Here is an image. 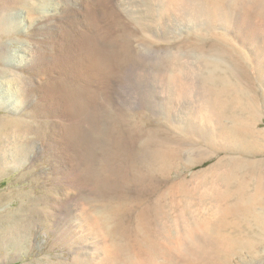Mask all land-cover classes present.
<instances>
[{
    "label": "rangeland",
    "instance_id": "1",
    "mask_svg": "<svg viewBox=\"0 0 264 264\" xmlns=\"http://www.w3.org/2000/svg\"><path fill=\"white\" fill-rule=\"evenodd\" d=\"M168 2L0 0L6 19L4 26L0 25L1 42L8 46L7 53L0 56V68L13 71L20 62L19 55L30 48L37 51L32 70L25 73L33 79L39 94L33 99L34 104L18 115L42 123L47 132L44 139L51 144L50 151L36 162L2 176L0 194L15 190L42 196V189L53 188L55 162L63 159L64 169L73 168L81 179L78 192L72 187L67 190L73 195L64 197L67 205L63 204L66 206H62V211L78 213L82 206L93 208L88 226L90 234L84 233L90 241L117 240L120 226H133L137 213L145 207L152 211V226H160L168 235L175 232L177 225L176 206L179 210L187 209L191 223L196 221L194 216L199 212L194 205L181 192L174 195L172 189L181 182L195 186L194 176L207 170L212 162L188 164L195 154L207 156L208 148L203 143L192 145L194 148L188 145L194 130H198L197 124L191 122L189 111L177 112L163 104L175 103L174 99L180 105L193 102L197 92L192 86L196 84L193 75L179 76L182 80L177 83L184 85V91L178 93L181 85L178 84L172 92L171 67L188 59L195 62L193 57L197 56L189 47L190 38L206 28L207 20L190 8ZM258 8L257 0L241 4V11L251 21L258 20ZM44 25L50 28L46 34L40 27ZM3 86L0 117L15 116L19 95L9 90V81ZM260 110L259 123L264 130V104ZM9 131L5 138L14 134ZM169 146L180 147L184 153L176 159L174 167L161 172L158 168L161 150ZM213 152L208 155H214ZM23 174L26 175L22 177ZM52 193L61 196L55 188ZM195 194V203H201V212H206L211 200L204 188ZM19 203V198L13 197L11 205H7L10 210H17ZM104 215L107 222L98 229L96 220ZM71 220L64 225L66 230L61 228L57 232L55 228L49 231L46 225L38 227L32 242L20 248L25 255L16 259L12 254L0 264H39L44 257H50L51 262L69 258L70 253L63 246L45 248L42 244L49 241L54 245L55 240L64 244L67 238L78 244L82 226L79 221ZM259 247L257 260L247 253L225 256L210 250L201 252L203 255L199 254L198 259L202 264H264V246ZM142 264L155 263L147 259Z\"/></svg>",
    "mask_w": 264,
    "mask_h": 264
},
{
    "label": "bare ground",
    "instance_id": "2",
    "mask_svg": "<svg viewBox=\"0 0 264 264\" xmlns=\"http://www.w3.org/2000/svg\"><path fill=\"white\" fill-rule=\"evenodd\" d=\"M168 1L180 8H190L207 20L206 28L194 34L192 40L190 38L189 47L197 57H193L194 54L189 56L195 58V62L188 59L175 62L171 67L172 92L181 84L177 83L182 80L179 76L193 75L191 77L196 84L192 86L197 91L193 102L180 105L174 99L175 103L163 104L166 109L177 112L189 111L191 122L197 124L195 128L198 129L194 130L195 135L188 142L189 146L194 148L192 145L203 143L208 148L206 154L214 150V155L195 154L187 160L193 166L212 162L207 170L194 176L195 186L181 182L172 189L174 195L181 192L190 205H194L193 208L199 212L198 216H194L196 221L191 223L186 214L187 209L179 210L180 207L176 206L177 225L175 232L168 235L160 226H152V211L145 207L137 213L133 226H120L117 240L109 242L105 238H97L90 241L86 234H90L88 226L93 208L82 206L78 213L62 211L67 205L66 201L63 202L64 197L72 194H68L67 190L72 187L77 191L81 178H77L73 168L65 170L66 162L58 159L59 162H55L57 168L53 171V188L45 186L47 189H42L41 197L32 195V192L19 193L15 190L0 194L1 262L8 260L12 254L16 259L25 255L20 248L32 242L38 227L46 225L49 231L55 228L57 232L71 219L79 221L82 226L78 244L68 238L64 244L60 240H55L54 245L49 241L42 244L45 248L63 246L69 251L70 257L54 262L49 260L50 257H44L37 263L142 264L149 259L155 264H202L198 259L199 254L207 250L225 256L247 253L252 260L258 259L259 246H264V130L259 123L260 109L264 104V0H257V21L247 19L241 11V4L247 0ZM3 9L0 8L1 26L6 20ZM40 27L43 33L50 31L46 25ZM219 29L225 32H219ZM2 33L0 28V56H4L8 49V46L2 45ZM37 55V51L30 48L19 55L20 62L16 64L15 70L0 68V96L4 89L2 84L7 81L9 90L19 95L15 116L0 117V178L9 171L36 162L40 156L46 155L51 146L48 139H44V133L47 132H44L42 123L28 121V118L26 120L18 115V112L30 108L34 104L33 99L39 94L33 79L25 73L32 70ZM178 88V93H182L185 87L181 84ZM9 129L14 134L5 138ZM181 153L184 150L180 147L162 149L158 164L160 171L166 172L174 167ZM58 168L61 170L58 171ZM54 188L61 196L52 193ZM203 188L211 200V207L205 209L207 211L204 213L201 212L202 204L195 203V191ZM13 197L20 200L17 210H10L8 206ZM155 214L158 221L156 211ZM107 219L106 215L98 217V229Z\"/></svg>",
    "mask_w": 264,
    "mask_h": 264
}]
</instances>
